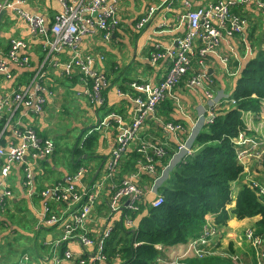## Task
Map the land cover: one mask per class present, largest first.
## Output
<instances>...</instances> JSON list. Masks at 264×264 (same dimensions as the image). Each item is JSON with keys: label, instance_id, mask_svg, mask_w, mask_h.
<instances>
[{"label": "crops", "instance_id": "0c3cea01", "mask_svg": "<svg viewBox=\"0 0 264 264\" xmlns=\"http://www.w3.org/2000/svg\"><path fill=\"white\" fill-rule=\"evenodd\" d=\"M214 1L217 0H119V23L111 39L104 40L99 33L84 34L75 48L81 54L93 55L94 67L109 79L110 85L105 89L106 103L100 108L93 106L83 96L85 86L78 72L74 71L70 78L64 76L59 64L72 57V49L54 50L47 44V38L54 40L52 32L35 35L16 9H7L0 22V63L4 61L9 66L6 70L0 68V97L24 91L32 82L39 83L37 73L43 67L44 76L40 83L47 102L44 110L39 112L26 106L15 113L7 108L0 120V145L21 142V138L13 134V126L22 129L33 126L41 138L53 141L55 151L33 165L32 185L27 186L23 182V163L14 167L7 180L6 185H9L13 197L3 208L0 207V264H26L22 261L23 254L27 263L54 264L55 256L63 257L66 249H71L76 255L86 251L85 264L121 262L120 254L112 261L107 260L104 245L99 243L107 227L111 226L114 231L120 224V212L127 203L122 198L117 201L119 206L114 208L116 185L125 177L135 174V182L145 194L141 210L149 212L182 162L195 151L197 136L209 123L208 118L215 107L211 105L207 93L211 92L219 101L233 98L249 60L264 51V9L251 1L233 5L232 18L246 20L243 33L225 36L213 51L204 56L197 55L188 73L167 92L155 115L147 118L139 141L126 150L116 177L105 183L85 221V231L97 240L95 245L83 249L76 240L74 245L66 241L65 249L64 244L59 242L63 231L61 225L42 224L44 202L40 191L59 182L66 183V176L75 173L82 165H90L92 172L76 182L81 190L92 187L97 178H102L99 175L107 167L119 136L133 121L136 106L130 97L144 95V91L137 86L145 83L152 87L158 85L171 67V58L166 55L155 59L157 53H167L169 49L178 47V41L188 31L185 14L189 8L204 7ZM152 7L156 8L152 18L138 27ZM20 8L30 14L42 15L49 28L54 17L64 12L61 0H25ZM13 40L22 43L21 54L31 58L29 65L10 62L9 51ZM202 46V38L195 41L197 52ZM98 53H103L105 59H101ZM196 73L205 76L202 86L193 87L188 82ZM222 107L217 106V110ZM244 121L248 130L239 147L248 151L257 148L258 152L263 153H257L260 157L246 160L255 169H243L240 175L243 179L231 182L233 198L228 205L231 211L225 232L219 238V249L213 256L217 255L233 264H257L253 247L243 232L246 227H255L258 218L240 219L233 210L240 192L245 188L243 180L254 177L264 183V103L259 110L245 111ZM167 123L179 124L181 128L170 130L166 127ZM90 138L94 142L87 146L89 143L85 142ZM152 145L164 146L167 154L158 158L155 150L150 148ZM78 147L83 153L77 151ZM143 147L146 148L145 153L138 151ZM149 154L155 160L156 172L145 170L141 165L150 158ZM26 161H31L30 154H27ZM55 204L58 214L67 213L66 204ZM80 206L78 204L75 208ZM135 220L132 228H135ZM205 220L216 223L217 214L209 212ZM112 235L113 232L106 239ZM190 249L189 240L174 246L159 245V256L153 264H173L177 258L180 264H184L185 259L194 255ZM96 254L104 258L95 262L92 257ZM60 264L81 263L63 259Z\"/></svg>", "mask_w": 264, "mask_h": 264}, {"label": "built area", "instance_id": "2783aa9c", "mask_svg": "<svg viewBox=\"0 0 264 264\" xmlns=\"http://www.w3.org/2000/svg\"><path fill=\"white\" fill-rule=\"evenodd\" d=\"M254 2L257 6L264 9V0H217L207 6L190 8L185 18L188 20V31L183 39L178 41V47L169 49L167 53L159 52L155 59L168 55L171 58V67L168 73L164 76L161 82L152 87L149 83L137 86V88L144 91V95L133 97L135 102V114L131 126L125 130L118 138L116 147L112 151L111 159L105 168V178L98 184H93L92 187H86L81 190L77 187L76 182L80 180L85 174L92 171V168L86 165H82L78 168V172L73 173L69 179V186L56 189H50L40 194L47 196L50 202L57 203L58 200L66 202L69 200L68 192L75 193L70 204V209L79 212L72 220H63L62 214H58L57 211L46 202L44 206V216L42 219L43 225H49L52 223L61 222L60 225L64 226L65 234L59 242L66 240L70 245H74L75 240L71 237L75 235L81 236L83 239H87L85 235L79 233L78 228L86 221V217L91 210V204L97 198V194L103 188L105 179H113L117 173V169L121 158L124 156L129 145L137 137L139 130L141 129L144 121L153 116L159 104L165 99L167 91L173 88L179 83L184 74L190 69L191 57L195 55V49L193 45L199 38L203 40V46L198 50L200 54L205 55L210 51H213L217 46L221 44L224 39V33L228 36H232L235 33H243L246 26V20L242 18H232L231 7L236 2ZM25 0H0V10H4L8 7L16 9L27 22L31 24L34 31L38 35H45V19L39 14H30L19 5H23ZM61 3L66 6L65 12L57 14L54 19L55 22L52 26V33L54 34V40L51 41L47 38V44L53 47L56 51H61L63 48L73 49V55L68 60L61 64V68L64 71V76L72 77L74 71H77L80 75V79L84 82V90L82 92L89 102L97 107H101L105 104V98L103 90L110 85L109 79L101 74L96 68H94V56L90 54H81L75 51V46L81 34H88L94 29L102 31V37L104 40L109 41L112 37L114 29L119 23L118 18V4L119 0H61ZM88 3V4H87ZM189 5V3H187ZM156 8H150L149 12L140 20L138 27L145 25L153 16ZM22 43L20 40H13L9 51L10 62L18 65H29L31 58L27 55L21 54ZM251 52V50H250ZM101 59H105L103 53H98ZM7 62H1L0 68L3 70L8 69ZM44 76L43 67L37 73L38 82H32L28 88L24 91L16 92L15 94H7L0 97V120L4 116V111L8 108L12 113H15L21 107H33L35 112L43 111L47 102L46 96L42 94L43 86L42 82ZM204 75H196L192 80H189V84L193 87H199L203 84ZM120 92H123L120 90ZM123 94V93H120ZM208 98L211 101L219 102L215 98V95L211 92L207 93ZM233 99V98H228ZM211 113L210 121H214L216 116L217 106ZM168 129L178 130L181 125L174 123H167ZM12 132L15 136L21 138V142L9 143L8 146H0V182L4 183V187L0 192V207H4L13 197V192L6 185L9 179L13 167L17 163L24 162L26 155L30 154L31 163H28L24 168L23 176L27 179V186H30L33 182V165L38 164L40 160L46 159L51 156L55 151V145L50 139H43L35 132L33 126H28L22 129L17 126L12 127ZM246 134L241 131L237 136L233 138L239 145L243 142ZM159 147L157 150L155 148ZM150 148L155 150V155L159 157L163 154V146L152 145ZM149 148V149H150ZM148 149V151H149ZM138 151L146 152V148H140ZM240 152V148L236 146V153ZM149 161L155 164L154 158L149 154ZM250 157H260L259 154L252 151L243 149L239 153V161L246 163V160ZM244 169V168H243ZM145 170L155 172L156 168L150 163L145 166ZM245 170V169H244ZM252 177L247 178L250 180ZM6 182V183H5ZM254 188H251L257 196H264V186H261L259 182H254ZM142 189L137 183L134 182V176L125 179L121 185L116 186L115 194L113 196V202L120 201V199H126L125 206L129 209L141 210L142 203L137 202L143 196ZM163 201L162 197L157 198V205ZM78 204L83 207L81 212L80 208H75ZM128 225L133 227L134 219L127 220ZM113 232V228L108 227L106 234ZM223 232L217 228L211 229L206 227L202 232V237L194 240L191 244V249L196 256L204 255V250L198 247L199 244H209V239L213 237H221ZM200 235V236H201ZM245 238L249 241L252 247H255V256L259 264H264V233L256 234L255 227H248L247 233L244 234ZM105 237L99 239V243L104 245L106 242ZM219 246V245H218ZM208 250L205 251V253ZM24 255V254H23ZM22 257V261L27 263V258ZM64 256H67L70 260L75 257L69 251H65ZM63 256V257H64ZM20 257V258H21ZM80 262L84 263L85 258L79 257ZM103 256H94L92 260L95 262L100 261ZM62 257L55 256V263L60 264ZM180 260L177 258L174 263H178Z\"/></svg>", "mask_w": 264, "mask_h": 264}, {"label": "trees", "instance_id": "16d2710c", "mask_svg": "<svg viewBox=\"0 0 264 264\" xmlns=\"http://www.w3.org/2000/svg\"><path fill=\"white\" fill-rule=\"evenodd\" d=\"M233 99L234 103H231L232 99L220 100L219 106L223 107L217 110L214 121L207 123L198 134L195 151L182 162L173 179L163 188V193H159L158 198L162 197L163 201L157 205L156 200L149 212L139 209L133 214L137 219L141 216L136 233L133 235L131 229H127L125 221L117 225L104 244L107 260L112 261L120 254L118 264H153L159 256V245L174 246L198 238L205 226L225 229L231 211L228 205L233 198L231 182L242 178L243 171L233 138L240 131L246 134L248 130L245 111L259 110L264 103V51L249 60ZM93 142L90 138L85 143L89 146ZM77 151L83 153L79 147ZM243 181L245 188L240 192L233 211L240 219L257 217L255 232L264 233V198L256 195L248 180ZM209 212L217 214L216 223L205 220ZM63 244L66 249L67 245ZM213 255H191L182 262L233 264Z\"/></svg>", "mask_w": 264, "mask_h": 264}, {"label": "bare ground", "instance_id": "6f19581e", "mask_svg": "<svg viewBox=\"0 0 264 264\" xmlns=\"http://www.w3.org/2000/svg\"><path fill=\"white\" fill-rule=\"evenodd\" d=\"M238 3H242V2H236L235 4H238ZM88 4V3H87ZM21 5H19V7H20ZM63 7H64V12H65V10H66V6L65 5H63ZM7 9H12V7H8V8H6L5 10H7ZM190 9V8H189ZM188 9V10H189ZM23 10V9H22ZM19 13V12H18ZM20 15V14H19ZM40 15V14H39ZM42 16V15H41ZM21 18H23L22 16H20ZM44 18V17H43ZM24 19V18H23ZM45 19V18H44ZM25 20V19H24ZM188 21V20H187ZM54 22H55V19L52 21V23H51V25H50V28H49V26H48V24L46 23V20H45V31H46V33L47 32H52V26H53V24H54ZM29 23V22H28ZM29 25L31 26V24L29 23ZM31 28H32V30L34 31V29H33V27L31 26ZM35 32V31H34ZM91 33H99V34H101L102 35V31L101 30H99V29H94V30H92L90 33H88V34H91ZM225 35L224 36H228V35H226V33H224ZM236 34H241V33H235L234 35H236ZM35 35H38V34H36L35 33ZM83 34H81L80 35V37L82 36ZM186 35V34H185ZM185 35L181 38V39H183L184 37H185ZM234 35H232V36H234ZM80 37H79V39H80ZM228 37H230V36H228ZM51 40V39H50ZM52 41V40H51ZM77 44V43H76ZM218 47V46H217ZM216 47V48H217ZM53 48V47H52ZM75 48H76V46H75ZM193 48L195 49V44L193 45ZM54 49V48H53ZM64 49V48H63ZM62 49V50H63ZM71 49V48H70ZM73 50V49H72ZM196 51V50H195ZM163 53V52H162ZM158 54V53H157ZM197 55H200V56H204V55H202V54H200V52H195V55H193L192 57H191V65L193 64V60H194V58L197 56ZM94 63H95V60H94ZM94 63H93V66H94ZM191 67V66H190ZM95 68V67H94ZM99 71V70H98ZM189 71V70H188ZM188 71H187V73H188ZM77 72V71H76ZM186 73V74H187ZM186 74H184V76L186 75ZM196 75H202V74H199V73H196L194 76H196ZM194 76L193 77H191L189 80H192L193 78H194ZM188 80V81H189ZM178 84V83H177ZM176 84V85H177ZM175 85V86H176ZM106 89V88H105ZM105 89L103 90V94H104V98H105V103H106V97H105ZM168 92V91H167ZM139 95H142V94H138V95H136V96H139ZM136 96H131L130 98L132 99L133 97H136ZM133 100V99H132ZM210 100V99H209ZM210 102L212 103L211 105L214 107V106H219L222 102L221 101H219V102H214V101H211L210 100ZM235 102V100L234 99H232L231 100V103H234ZM105 105V104H104ZM155 115V114H154ZM147 120V119H146ZM145 120V121H146ZM145 121H144V123H145ZM209 122H211L210 120H209ZM144 125V124H143ZM143 125H142V127H143ZM131 126V125H130ZM142 127H141V129H142ZM35 128V127H34ZM130 128V127H129ZM128 128V129H129ZM25 129V128H24ZM141 129L139 130V132H138V134H137V137H135V139H133V141L131 142V144L129 145V147L133 144V143H137L138 141H139V139H140V134H141ZM170 130H175V129H170ZM35 132L37 133V130L35 129ZM243 133V132H242ZM38 134V133H37ZM243 134H245V133H243ZM39 135V134H38ZM40 137V136H39ZM233 143H234V146H237L238 148H240L239 147V144L237 143V142H235L234 140H233ZM0 146H2V147H6V146H8V144H5V145H0ZM159 147H157V148H155L156 150L158 149ZM163 154L160 156L159 155V157L158 158H161V157H164L166 154H167V150H166V148L163 146ZM243 149H241L240 148V152L242 151ZM239 152V153H240ZM252 152H254V153H262V151L261 152H258L257 151V148H253L252 149ZM239 153H236L237 154V158H238V161H239ZM27 156V155H26ZM248 160V159H247ZM109 161H110V159H109ZM109 161L107 162V165H108V163H109ZM248 162V161H247ZM21 163H23L24 164V168H26L27 167V165H28V163H31V161H24V162H21ZM152 164L153 165V168H156V170H157V167H156V165L152 162V161H149V159L146 161V163H141V165H142V167L143 168H145V166L146 165H148V164ZM239 163H241L242 165H243V168H245V170H251V168H253L254 166H252V165H249L248 163H242V162H240L239 161ZM17 164H20V163H17ZM16 164V165H17ZM15 165V166H16ZM14 166V167H15ZM13 167V168H14ZM24 168H23V171H24ZM120 168H118L117 169V172H118V170H119ZM156 170H155V172H156ZM78 172V170H76L75 171V174ZM92 172V171H91ZM91 172H89V173H87V174H90ZM105 172H106V170H104L99 176H101L102 178L101 179H96L93 183L94 184H98L99 182H101V180L103 179V178H105ZM117 174V173H116ZM86 175V174H85ZM73 175H72V173L71 174H69V175H67L66 176V183H64V182H59V183H57L56 185H54L53 187H50V188H45V189H43V190H41L40 192H43V191H46V190H52V189H56V188H61V187H67V186H69V179L68 178H70V177H72ZM131 176H134V182H135V177H136V175L135 174H131L130 176H127L126 177V179L127 178H130ZM116 177V175H114V177L113 178H115ZM110 179H105L104 180V184L103 185H105V183L106 182H108ZM125 180V179H124ZM123 179L120 181V183L118 184V185H121V183L124 181ZM27 179H25V177L23 176V182L26 184V185H28L27 184ZM249 181V183H250V185L253 187L254 186V182H258V181H256V180H254L253 178H251L250 180H248ZM6 183V182H5ZM33 183V182H32ZM136 183V182H135ZM259 184L261 185V186H264L263 184H261L260 182H259ZM30 185H32V184H30ZM8 187H9V185H7ZM117 186V185H116ZM4 187V183L3 182H0V189H2ZM104 187V186H103ZM254 188V187H253ZM102 190V189H101ZM101 190H100V192H101ZM115 190H116V187H115ZM142 192H143V190H141ZM100 192L97 194V196L100 194ZM68 194V197H69V200L68 201H66V202H63V204H66V206H67V213H65V214H62V219L63 220H72L76 215H78L79 214V212L77 213L76 211H74V210H71L70 209V204H71V201L72 200H74L73 199V195L75 194L74 192L73 193H70V192H68L67 193ZM114 194H115V192H114ZM41 197H42V199H43V202L45 203H47L48 205H50V206H52L54 209H55V205L56 204H54L53 202H50L49 201V198L47 197V196H44L43 194H39ZM114 196V195H113ZM145 196V194H144V192H143V196H142V198L141 199H139V200H137V202H139V203H142V201H143V197ZM260 198H264V196H259ZM95 202V200L93 201V203ZM57 203H62V201H60V200H58L57 201ZM93 203L91 204V210L89 211V213H88V215L90 214V212L92 211V207H93ZM113 206H114V208H116L117 206H119V204H117V201H116V203H113ZM82 208L83 207H80V212H81V210H82ZM139 210V208L137 209V210H133V209H129V208H127L126 206H123V210L120 212V213H122V218H124V220H121V221H125V225H126V227L128 228V229H132L131 228V226L130 225H128V222H127V220L128 219H130L131 221L134 219V217H133V213H135V212H137ZM44 214V213H43ZM88 215H87V217H88ZM87 217H86V219H87ZM60 223L61 222H57V223H52V224H49V225H47V226H54V225H60ZM62 227V235L60 236L61 238H63V236H64V234H65V230H64V226H61ZM109 227H111V226H109ZM207 227V226H206ZM108 228V227H107ZM106 228V229H107ZM112 228V227H111ZM209 228H211V229H214V228H217V229H219V230H221L223 233L225 232V229H223V228H219L218 226H215V227H210L209 226ZM247 230H248V228H246L245 230H244V234H246L247 233ZM78 231H79V233H81V234H83V235H85V237L87 238V239H83L81 236H79V235H75V236H73V237H71V239H74V240H76V241H78L80 244H81V246H82V248L84 249V248H87V246H93V245H95L96 244V242H97V240L95 239V238H92V237H90L87 233H86V231H85V222L82 224V225H80L79 226V228H78ZM111 233L112 232H110L108 235L106 234V230L104 231V234H103V236L102 237H105V238H108L110 235H111ZM134 234V233H133ZM200 237H202V235L200 236ZM200 237H198V238H200ZM198 238H191V239H189V244H192L193 242H194V240H196V239H198ZM66 242V240H63V241H61V243H65ZM218 243H219V237H213V239H209V244H199V246L198 247H201V248H203V250H204V254H214L215 253V251L216 250H218L219 249V246H218ZM206 250H208L206 253H205V251ZM253 250H254V252H255V250H256V248L255 247H253ZM65 251H69L71 254H72V256L73 257H75L73 260H71V261H74V262H78V263H81L80 262V258L79 257H82V258H84V256L85 255H87V253H86V251L85 252H81V254H79V255H76L71 249H66ZM192 253H193V251L192 250H190ZM194 254V253H193ZM101 254H96L95 256H100ZM195 255V254H194ZM94 257V256H93ZM104 257V256H103ZM63 259H69V258H67V256H64V257H62V260ZM70 260V259H69ZM87 262V260H85V262L84 263H81V264H85ZM29 264H35V262H33V261H31V262H29ZM173 264H177V263H174L173 262ZM257 264H259V262L257 261Z\"/></svg>", "mask_w": 264, "mask_h": 264}, {"label": "water", "instance_id": "95a60500", "mask_svg": "<svg viewBox=\"0 0 264 264\" xmlns=\"http://www.w3.org/2000/svg\"><path fill=\"white\" fill-rule=\"evenodd\" d=\"M7 10H0V22H1V20H2V18H3V16H4V14H5V12H6ZM86 157H87V155H86ZM103 165H104V163L100 166V168L97 170V173H96V175H95V177L97 176V174L99 173V171L102 169V167H103ZM121 220H123V218L121 219ZM141 220V219H140ZM140 220L139 219H137L136 218V220H135V228H132V233H136V231H137V227L139 226V224H140Z\"/></svg>", "mask_w": 264, "mask_h": 264}, {"label": "rangeland", "instance_id": "374dc122", "mask_svg": "<svg viewBox=\"0 0 264 264\" xmlns=\"http://www.w3.org/2000/svg\"><path fill=\"white\" fill-rule=\"evenodd\" d=\"M94 106V105H93ZM96 108H100V107H97V106H95ZM262 153H263V151H262ZM261 154V153H260ZM87 165H89V164H87ZM90 166V165H89ZM91 167V166H90ZM251 169H255V168H251ZM124 179H126V177L124 178ZM123 179V180H124ZM12 244V243H11ZM13 245V244H12ZM158 247V246H157ZM20 258V257H19Z\"/></svg>", "mask_w": 264, "mask_h": 264}]
</instances>
